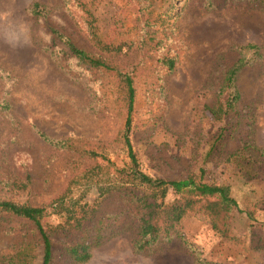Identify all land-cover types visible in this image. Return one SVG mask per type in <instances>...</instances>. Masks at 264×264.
Returning a JSON list of instances; mask_svg holds the SVG:
<instances>
[{
	"label": "rangeland",
	"instance_id": "obj_1",
	"mask_svg": "<svg viewBox=\"0 0 264 264\" xmlns=\"http://www.w3.org/2000/svg\"><path fill=\"white\" fill-rule=\"evenodd\" d=\"M34 2L41 14L31 12ZM90 12L104 43L125 44L119 53L95 48L72 0H0V201L41 206L70 189L96 204L81 228L51 234V264H264V0H99ZM52 29L132 76L130 138L142 170L224 185L253 217L231 211L222 235L196 213L182 228L198 252L173 239L134 253L135 192L100 196L112 165L86 153L128 166L124 90L115 72L79 62ZM241 59L233 82L239 100L217 119L210 108L227 96L224 79ZM65 217L45 215L42 223ZM78 243L89 245L85 262L68 253ZM24 244L30 264H41L33 223L0 211V254Z\"/></svg>",
	"mask_w": 264,
	"mask_h": 264
},
{
	"label": "trees",
	"instance_id": "obj_2",
	"mask_svg": "<svg viewBox=\"0 0 264 264\" xmlns=\"http://www.w3.org/2000/svg\"><path fill=\"white\" fill-rule=\"evenodd\" d=\"M75 7L84 20L90 41L101 53L117 54L122 50L124 43H104L101 39L90 7L95 6L99 0H72ZM41 5L34 2L31 12L41 14ZM54 37L64 44L69 53L79 62L93 68L115 72L124 90L126 101V117L123 123L121 137L126 146L130 162L127 167L117 168L105 155L95 150H87L90 157H101L112 165V178L107 188L100 187V196L113 191L131 190L135 192L133 205L136 208V216L133 224L134 237L132 239V250L134 253L149 252L163 242L179 239L188 251L198 252V246L185 237L182 220L185 217L201 213L210 218L212 228L222 235L227 234L226 218L233 210L245 212L248 218H252L251 212L239 207L237 201L230 195L228 187L215 183H207L200 180V176L190 174L182 179H164L146 173L141 169L137 156L132 149V111L134 104L135 88L133 78L127 72H121L116 66L101 55L89 53L72 43L60 31L52 29ZM245 49L255 48L253 45L241 47ZM167 62L171 65L172 61ZM244 60H238L229 70L224 79V91L227 96L218 102L215 108H210L213 117L219 119L223 114L235 109L239 100V93L233 86L236 74L245 65ZM48 139V138H46ZM54 146L59 148H70L71 145L65 141H54L48 139ZM262 155L264 150L260 149ZM172 194L171 200L168 195ZM82 196L75 198L70 189L65 190L54 198L50 203L41 206L20 204L9 200L0 201V211L10 213L20 218L27 219L35 226L42 243L41 264H51L52 242L51 234L57 229L66 231L68 229H79L84 221L88 220L97 209L95 203L82 202ZM64 214L63 224L56 226L45 225L42 219L45 215ZM70 256L77 262L87 261L91 254L88 244L78 243L68 249ZM34 259L29 244L21 245L14 252L0 254V264H30ZM198 264H219L218 262L198 259Z\"/></svg>",
	"mask_w": 264,
	"mask_h": 264
}]
</instances>
